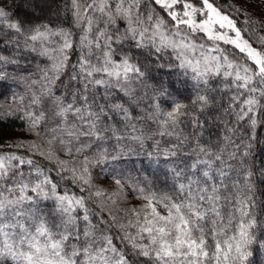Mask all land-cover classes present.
<instances>
[{
    "label": "snow or ice",
    "instance_id": "1",
    "mask_svg": "<svg viewBox=\"0 0 264 264\" xmlns=\"http://www.w3.org/2000/svg\"><path fill=\"white\" fill-rule=\"evenodd\" d=\"M257 6L0 0V264H264Z\"/></svg>",
    "mask_w": 264,
    "mask_h": 264
},
{
    "label": "rangeland",
    "instance_id": "2",
    "mask_svg": "<svg viewBox=\"0 0 264 264\" xmlns=\"http://www.w3.org/2000/svg\"><path fill=\"white\" fill-rule=\"evenodd\" d=\"M233 7H240L241 12L238 14L239 16L243 17V21L246 17L247 11L249 6H252L253 10L255 12H259V7L257 5H264V0H247V3H245V0H232ZM237 15V16H238ZM241 27L244 26V24H240ZM15 136H21L19 134H8L6 137H15ZM101 180L103 181V175L101 176ZM110 181H104V184H108ZM139 201L136 200L135 194H133L128 200L124 202L125 207H132L135 204H138Z\"/></svg>",
    "mask_w": 264,
    "mask_h": 264
},
{
    "label": "trees",
    "instance_id": "3",
    "mask_svg": "<svg viewBox=\"0 0 264 264\" xmlns=\"http://www.w3.org/2000/svg\"><path fill=\"white\" fill-rule=\"evenodd\" d=\"M243 17L241 16H237V19L240 21V24L243 23ZM21 123L19 121H15V122H9L5 125L4 129H3V134L4 136H7L8 134H19V135H24L21 132ZM128 167H131V165H128ZM103 175V174H102ZM101 175V176H102Z\"/></svg>",
    "mask_w": 264,
    "mask_h": 264
}]
</instances>
